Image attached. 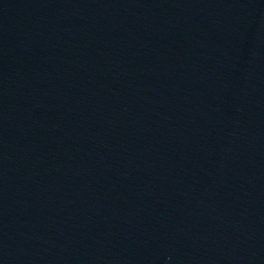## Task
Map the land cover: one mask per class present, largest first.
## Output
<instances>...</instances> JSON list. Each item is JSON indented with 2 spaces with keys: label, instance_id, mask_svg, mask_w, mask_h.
Returning a JSON list of instances; mask_svg holds the SVG:
<instances>
[{
  "label": "water",
  "instance_id": "1",
  "mask_svg": "<svg viewBox=\"0 0 264 264\" xmlns=\"http://www.w3.org/2000/svg\"><path fill=\"white\" fill-rule=\"evenodd\" d=\"M264 188V0H0V264H243Z\"/></svg>",
  "mask_w": 264,
  "mask_h": 264
}]
</instances>
